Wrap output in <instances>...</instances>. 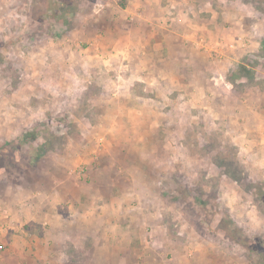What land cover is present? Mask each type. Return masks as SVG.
Wrapping results in <instances>:
<instances>
[{
  "label": "rangeland",
  "instance_id": "obj_1",
  "mask_svg": "<svg viewBox=\"0 0 264 264\" xmlns=\"http://www.w3.org/2000/svg\"><path fill=\"white\" fill-rule=\"evenodd\" d=\"M128 1L0 0V264H264V0Z\"/></svg>",
  "mask_w": 264,
  "mask_h": 264
},
{
  "label": "built area",
  "instance_id": "obj_2",
  "mask_svg": "<svg viewBox=\"0 0 264 264\" xmlns=\"http://www.w3.org/2000/svg\"><path fill=\"white\" fill-rule=\"evenodd\" d=\"M110 0H93L92 10L95 13L105 10L109 6Z\"/></svg>",
  "mask_w": 264,
  "mask_h": 264
},
{
  "label": "crops",
  "instance_id": "obj_3",
  "mask_svg": "<svg viewBox=\"0 0 264 264\" xmlns=\"http://www.w3.org/2000/svg\"><path fill=\"white\" fill-rule=\"evenodd\" d=\"M128 1V0H127ZM161 0H129L128 3H132V5H136L138 6V4H144L145 6H151L153 4H157L160 5ZM135 38H138V36H136V34H134ZM145 37V36H144ZM149 38V36L147 37V39ZM146 39V37H145Z\"/></svg>",
  "mask_w": 264,
  "mask_h": 264
}]
</instances>
